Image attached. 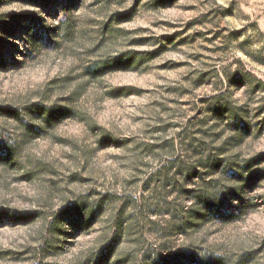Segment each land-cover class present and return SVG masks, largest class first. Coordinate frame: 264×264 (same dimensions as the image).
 Listing matches in <instances>:
<instances>
[{"label":"rangeland","instance_id":"1","mask_svg":"<svg viewBox=\"0 0 264 264\" xmlns=\"http://www.w3.org/2000/svg\"><path fill=\"white\" fill-rule=\"evenodd\" d=\"M0 14V264H264V0Z\"/></svg>","mask_w":264,"mask_h":264},{"label":"trees","instance_id":"2","mask_svg":"<svg viewBox=\"0 0 264 264\" xmlns=\"http://www.w3.org/2000/svg\"><path fill=\"white\" fill-rule=\"evenodd\" d=\"M1 3V0H0ZM14 19V16H11ZM27 23L29 24L28 28H33L34 25V17L33 16H27ZM7 16L4 14H0V35L3 36H9L11 34V29L12 26L8 24L7 22ZM6 62L3 58V53H2V45L0 43V69H6L5 66ZM218 165V162L216 161V164ZM195 173L193 172H187L188 178L193 177ZM193 193V197L196 198V200L201 201V204L208 209V211H211V213H214L215 215L218 214L220 207H223L228 203V199L230 196H238L239 194L237 192H232V194H227V195H221L220 197L212 195L208 192V190H203L202 192H196V191H191ZM201 218L203 215H200ZM188 220H185L184 225H187ZM153 264H159L157 261H153Z\"/></svg>","mask_w":264,"mask_h":264}]
</instances>
